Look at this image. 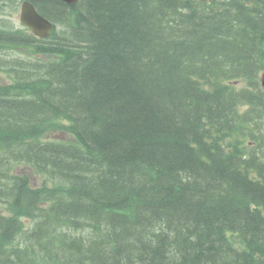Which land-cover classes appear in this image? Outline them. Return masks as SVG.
Here are the masks:
<instances>
[{"label":"trees","instance_id":"1","mask_svg":"<svg viewBox=\"0 0 264 264\" xmlns=\"http://www.w3.org/2000/svg\"><path fill=\"white\" fill-rule=\"evenodd\" d=\"M27 1L53 30L0 22V264H264V0Z\"/></svg>","mask_w":264,"mask_h":264},{"label":"water","instance_id":"2","mask_svg":"<svg viewBox=\"0 0 264 264\" xmlns=\"http://www.w3.org/2000/svg\"><path fill=\"white\" fill-rule=\"evenodd\" d=\"M68 5L75 4L78 0H60ZM20 22L22 25L31 30L34 36L45 39L49 37L52 30V24L46 18L41 16L33 4L24 1L20 8ZM264 85V76H263Z\"/></svg>","mask_w":264,"mask_h":264},{"label":"rangeland","instance_id":"3","mask_svg":"<svg viewBox=\"0 0 264 264\" xmlns=\"http://www.w3.org/2000/svg\"><path fill=\"white\" fill-rule=\"evenodd\" d=\"M6 13V12H5ZM19 15H20V4L17 8H15V10H13L11 12L10 15L8 14H3V15H0V22H2L4 24V26L7 28V29H23L21 23H20V20H19ZM28 33L30 34V32L28 31ZM2 55V54H1ZM8 57H17V58H21V59H25V57H34L33 55L31 54H27L25 52H11V53H8L7 55ZM261 79V78H260ZM0 82L3 83V82H6V76L3 75V74H0ZM244 85V82L243 81H239V83H236V86L237 87H243ZM61 137L59 138H64L65 136V139H68L70 138L66 133H59ZM53 137H58V135H53ZM22 170H19V169H16L15 172L16 173H19L21 172ZM23 171H25L26 173L29 174L30 178H31V184L33 186H40L43 182H42V179L39 178L37 175H35L34 173H32L30 170H27V169H24L23 168ZM23 221L25 222L26 226L29 225V222L26 220V219H23Z\"/></svg>","mask_w":264,"mask_h":264},{"label":"bare ground","instance_id":"4","mask_svg":"<svg viewBox=\"0 0 264 264\" xmlns=\"http://www.w3.org/2000/svg\"><path fill=\"white\" fill-rule=\"evenodd\" d=\"M261 83H262V87H264V85H263V82L261 81Z\"/></svg>","mask_w":264,"mask_h":264}]
</instances>
